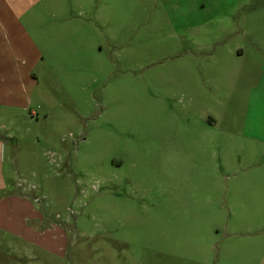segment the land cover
I'll list each match as a JSON object with an SVG mask.
<instances>
[{
	"label": "rangeland",
	"instance_id": "374dc122",
	"mask_svg": "<svg viewBox=\"0 0 264 264\" xmlns=\"http://www.w3.org/2000/svg\"><path fill=\"white\" fill-rule=\"evenodd\" d=\"M6 4L80 29L2 132L0 264H264V0Z\"/></svg>",
	"mask_w": 264,
	"mask_h": 264
},
{
	"label": "crops",
	"instance_id": "0c3cea01",
	"mask_svg": "<svg viewBox=\"0 0 264 264\" xmlns=\"http://www.w3.org/2000/svg\"><path fill=\"white\" fill-rule=\"evenodd\" d=\"M42 10L32 7L19 9L7 4L0 6V48L3 45L6 47L4 58L0 53V203L17 204L19 207L24 206V201L27 200L23 192L18 189V184L7 176L6 163L10 162L11 152L2 138L5 136L2 132L13 137L12 126L18 118L31 116L33 119V112L30 109L33 88L26 86L27 79L30 85L33 82V79L29 78L30 74L38 79L35 68L40 62L43 74H53L54 66L51 63L60 59L57 57L59 52L56 53L55 50L60 51L64 45L66 27L72 28L75 35L76 29L77 35L80 29L75 21H63V24L54 26L57 30V36L54 39L45 36L46 40L40 41L41 31L49 28L34 31L37 24L41 26L43 23V16L39 15H52L53 19L57 18V10L48 8ZM72 44L76 45L75 42ZM35 51L37 59L35 63H31ZM3 60H5L4 64ZM12 63L16 68L14 73L7 69L8 65L12 66ZM17 63L21 64L20 71L17 70ZM24 68H27L29 72L26 73ZM27 110H29L28 116L26 115Z\"/></svg>",
	"mask_w": 264,
	"mask_h": 264
}]
</instances>
